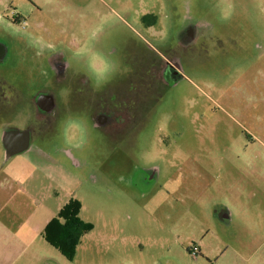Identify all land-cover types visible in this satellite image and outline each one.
Instances as JSON below:
<instances>
[{
	"label": "rangeland",
	"instance_id": "374dc122",
	"mask_svg": "<svg viewBox=\"0 0 264 264\" xmlns=\"http://www.w3.org/2000/svg\"><path fill=\"white\" fill-rule=\"evenodd\" d=\"M182 40V77L135 133L98 128L80 98L22 151L0 125V264H264V0H0L2 67L27 96L124 82L145 41ZM71 198L89 229L67 259L42 232Z\"/></svg>",
	"mask_w": 264,
	"mask_h": 264
},
{
	"label": "flooded vegetation",
	"instance_id": "af4514ba",
	"mask_svg": "<svg viewBox=\"0 0 264 264\" xmlns=\"http://www.w3.org/2000/svg\"><path fill=\"white\" fill-rule=\"evenodd\" d=\"M151 15L146 13L142 16L144 24V18ZM150 27L145 25L146 30ZM185 37L188 39L190 36ZM185 41H180L179 48L173 51L162 45L158 50L145 41L138 57L141 65L132 64L124 82L118 79L115 82L104 81L99 87H93L87 78L79 77L76 85L63 87L59 94L53 89H41L31 96L14 91L7 79L8 72L2 67L4 54L0 51V125L6 132L26 130L31 140L47 130L50 122L54 123L61 114L71 110L73 102L80 98L78 106L98 128L116 134L119 139L132 131L135 133V119L139 115H148L152 101L182 77L181 60L190 46V42ZM53 68L56 81L66 80L67 66L59 56L54 57ZM222 212L220 216H223Z\"/></svg>",
	"mask_w": 264,
	"mask_h": 264
},
{
	"label": "trees",
	"instance_id": "16d2710c",
	"mask_svg": "<svg viewBox=\"0 0 264 264\" xmlns=\"http://www.w3.org/2000/svg\"><path fill=\"white\" fill-rule=\"evenodd\" d=\"M147 18H144V22L150 25L151 21ZM153 18H155L154 15ZM13 19L19 22L20 17L16 15ZM79 209V202L69 199L61 206L57 215L46 222L42 232L43 239L67 259L72 258L80 236L89 229L88 225L80 220Z\"/></svg>",
	"mask_w": 264,
	"mask_h": 264
},
{
	"label": "water",
	"instance_id": "95a60500",
	"mask_svg": "<svg viewBox=\"0 0 264 264\" xmlns=\"http://www.w3.org/2000/svg\"><path fill=\"white\" fill-rule=\"evenodd\" d=\"M1 47V45H0ZM2 141L8 154L19 152L28 147L29 133L26 130L11 129L4 131Z\"/></svg>",
	"mask_w": 264,
	"mask_h": 264
},
{
	"label": "built area",
	"instance_id": "2783aa9c",
	"mask_svg": "<svg viewBox=\"0 0 264 264\" xmlns=\"http://www.w3.org/2000/svg\"><path fill=\"white\" fill-rule=\"evenodd\" d=\"M190 254L193 258H196L199 254V248L197 245L193 244L190 248Z\"/></svg>",
	"mask_w": 264,
	"mask_h": 264
},
{
	"label": "clouds",
	"instance_id": "9594fccd",
	"mask_svg": "<svg viewBox=\"0 0 264 264\" xmlns=\"http://www.w3.org/2000/svg\"><path fill=\"white\" fill-rule=\"evenodd\" d=\"M220 19H221L222 21H227V20L229 19V14H227V13H222Z\"/></svg>",
	"mask_w": 264,
	"mask_h": 264
},
{
	"label": "crops",
	"instance_id": "0c3cea01",
	"mask_svg": "<svg viewBox=\"0 0 264 264\" xmlns=\"http://www.w3.org/2000/svg\"><path fill=\"white\" fill-rule=\"evenodd\" d=\"M200 250H201V247H200ZM201 253H202V250H201Z\"/></svg>",
	"mask_w": 264,
	"mask_h": 264
}]
</instances>
